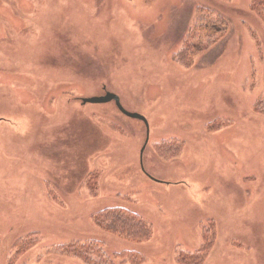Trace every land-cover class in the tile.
Listing matches in <instances>:
<instances>
[{
    "label": "rangeland",
    "instance_id": "1",
    "mask_svg": "<svg viewBox=\"0 0 264 264\" xmlns=\"http://www.w3.org/2000/svg\"><path fill=\"white\" fill-rule=\"evenodd\" d=\"M249 4L0 0V264H84L54 248L85 240L112 264H129L115 256L124 249L181 264L211 219L204 264H264V28ZM202 7L227 31L184 66L176 56ZM107 91L145 117L147 139L113 101L81 102ZM170 140L179 154L156 153ZM121 202L150 224L149 240L96 226L97 209ZM31 232V246L15 244Z\"/></svg>",
    "mask_w": 264,
    "mask_h": 264
},
{
    "label": "trees",
    "instance_id": "2",
    "mask_svg": "<svg viewBox=\"0 0 264 264\" xmlns=\"http://www.w3.org/2000/svg\"><path fill=\"white\" fill-rule=\"evenodd\" d=\"M249 11L264 28V0H250ZM198 13L199 16L197 21L188 29L184 38L182 50L179 51L176 56L179 63L184 66L193 64V57L202 50L199 49L200 46L205 48L216 44L225 36L227 31V23L224 17L212 8L202 7L199 9ZM63 91L64 90H62V92ZM66 92L65 90L63 93ZM263 106L264 100L262 99L255 103V107L260 109V111H262L261 108ZM1 119H3V117L0 118V120ZM212 123H210L211 125L208 124L207 127L209 129L215 126ZM181 144V142L175 140H170L169 142L164 141L157 144L155 150L160 156L168 158L180 153ZM89 183V180H87L85 183L86 187L89 186ZM122 204L123 205L112 204L97 209L93 214L96 226L106 234L126 242V244L142 243L149 240L153 233L150 224L139 213L134 211V209L132 210V208L124 206V202ZM213 221L214 220L211 219L208 224L201 227V242L195 252H179V263H205L217 239L216 229L214 230L215 224L211 223ZM37 235V232L28 233L15 240V244L17 245L22 240L33 237V241L29 240L26 242V245L31 246L36 241L34 237H37ZM54 251L62 255L79 258L83 260L84 264H112L113 261V258L102 250L99 242L96 240L70 241L69 243L55 247ZM115 256L123 260L127 259L129 264H141L143 262H140L143 258L142 254L136 249H124L116 253ZM127 256H131L132 258L128 259Z\"/></svg>",
    "mask_w": 264,
    "mask_h": 264
},
{
    "label": "water",
    "instance_id": "3",
    "mask_svg": "<svg viewBox=\"0 0 264 264\" xmlns=\"http://www.w3.org/2000/svg\"><path fill=\"white\" fill-rule=\"evenodd\" d=\"M113 101L116 108L125 116L129 117V118H134L137 120H140L144 123L145 128H146V139L148 137V123L147 120L145 119V117H143L142 115L138 114V113H134V112H130L127 111L120 103V98L117 94L112 93V92H105L103 95L100 96H91V97H84L81 99L82 104H97V103H106V102H110Z\"/></svg>",
    "mask_w": 264,
    "mask_h": 264
}]
</instances>
